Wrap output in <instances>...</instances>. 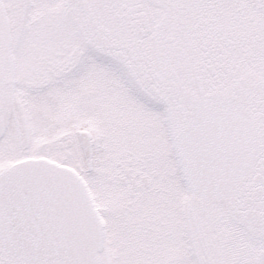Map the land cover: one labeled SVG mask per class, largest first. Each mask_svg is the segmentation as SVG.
<instances>
[{
	"label": "snow or ice",
	"instance_id": "1",
	"mask_svg": "<svg viewBox=\"0 0 264 264\" xmlns=\"http://www.w3.org/2000/svg\"><path fill=\"white\" fill-rule=\"evenodd\" d=\"M0 264H264V0H0Z\"/></svg>",
	"mask_w": 264,
	"mask_h": 264
}]
</instances>
